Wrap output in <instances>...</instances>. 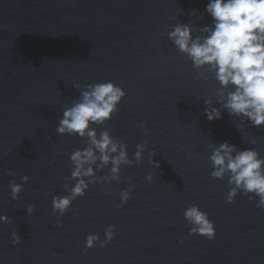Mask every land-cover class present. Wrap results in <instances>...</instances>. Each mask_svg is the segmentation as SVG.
Here are the masks:
<instances>
[{"label":"water","instance_id":"1","mask_svg":"<svg viewBox=\"0 0 264 264\" xmlns=\"http://www.w3.org/2000/svg\"><path fill=\"white\" fill-rule=\"evenodd\" d=\"M207 3L0 0V215L11 220L0 223V264H264V210L243 195L225 204L228 178L213 179L209 160V145L224 141L264 158V127L245 122L240 131L225 111L209 121L204 100L219 108V85L211 73L198 78L167 36L176 23L211 25ZM107 81L126 96L106 129L127 143L130 158L147 141L142 162L53 215V195L67 194L71 183L69 156L87 144L56 133L63 106L79 97L74 84ZM23 176L31 179L12 200L8 185ZM129 188L131 198L116 207ZM194 204L214 222V239L189 235L183 213ZM109 225L112 242L84 251L86 236L103 241Z\"/></svg>","mask_w":264,"mask_h":264},{"label":"clouds","instance_id":"2","mask_svg":"<svg viewBox=\"0 0 264 264\" xmlns=\"http://www.w3.org/2000/svg\"><path fill=\"white\" fill-rule=\"evenodd\" d=\"M206 13L211 17V25L197 28L192 22L176 23L167 33L175 49L191 62L200 79H208V73L218 83L216 103L219 108H209L212 99L204 100L205 115L209 121L221 118L225 111L229 117H236L241 131L245 122L257 129L264 127V0H208ZM195 10L190 15H195ZM199 19H203L200 16ZM73 87L80 95L70 105L63 106L62 117L56 127L60 136L69 135L86 140V147L73 151L70 156L72 171L64 177L69 184L64 185L67 194L53 195V215L64 216L74 201L85 195L90 185L99 182L120 181L122 167H131L142 162L147 141L136 145L132 158L128 145L115 138L107 129L108 122L118 112L119 105L126 96L125 91L112 81L96 82L81 88ZM141 127H146L143 123ZM105 128L97 133V128ZM213 179L228 178L229 191L224 203L232 204L237 195L256 201L255 206L264 210V158L254 148L238 149L229 141L215 146L209 145ZM152 155V153H149ZM108 169L105 176H97L98 171ZM15 176V172H8ZM152 175L145 180L151 182ZM29 176L21 177V182L11 181L8 188L12 200L19 199L23 184ZM133 189L121 190V207L131 198ZM27 213L34 212L33 205H27ZM184 219L191 225L189 235H198L212 240L215 238V224L198 205L184 210ZM78 218V216L76 217ZM7 215H0V223H9ZM115 237V226L105 230V239L98 234H88L84 251L99 244L105 247ZM13 244L20 243L17 232L12 233ZM183 243V240L180 241Z\"/></svg>","mask_w":264,"mask_h":264}]
</instances>
